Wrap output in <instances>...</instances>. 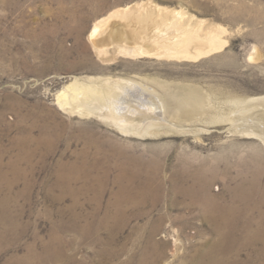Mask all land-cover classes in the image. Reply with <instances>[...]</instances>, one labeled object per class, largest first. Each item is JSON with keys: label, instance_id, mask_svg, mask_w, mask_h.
I'll use <instances>...</instances> for the list:
<instances>
[{"label": "rangeland", "instance_id": "374dc122", "mask_svg": "<svg viewBox=\"0 0 264 264\" xmlns=\"http://www.w3.org/2000/svg\"><path fill=\"white\" fill-rule=\"evenodd\" d=\"M128 6L164 22L132 28L168 51L97 54L94 23ZM216 33L223 46L199 55ZM183 46L195 56L174 53ZM1 152L17 224L0 264L28 249L30 264H198L220 231L192 189L235 204L239 223L247 203L245 216L262 214L264 0H0ZM55 228L63 254L46 257ZM242 232L228 260L264 264V240Z\"/></svg>", "mask_w": 264, "mask_h": 264}, {"label": "bare ground", "instance_id": "6f19581e", "mask_svg": "<svg viewBox=\"0 0 264 264\" xmlns=\"http://www.w3.org/2000/svg\"><path fill=\"white\" fill-rule=\"evenodd\" d=\"M144 13L145 12L133 10L132 8L130 9V7L128 6V7H125L123 9L114 10L111 13H109L108 15L98 19L94 23L92 30H91V33L89 35V38H90V40L93 44V47H94L95 51L97 52V54L99 56H101L103 59L107 60L109 56L113 57V56H117V55H126V54H131L132 56H134V55H146V54L152 55L155 53H159L161 51H163V52L168 51L165 44L161 43L159 46H154V45L151 46L150 44L143 43L142 41L140 43L139 38H135L136 36L134 37L132 25L135 23L136 24L139 23L140 26H144L146 28H147L146 25H148L150 23H152V24L156 23L158 28H160V25L162 26L164 24V22L162 20L157 19L153 14L149 15V14H144ZM114 20L122 21V22H124V24L126 26H128L130 28V30L133 33V34L131 33L132 39L127 36L126 30L118 31L117 33H112V34L107 32L108 31V30H106L107 26H109L112 23V21H114ZM147 22H148V24H146ZM218 34L217 33L211 34L209 36L208 46L207 47H201L197 51L199 55L203 54L205 52H210L214 49H217V48L223 46V44L226 42V40H223L221 38L220 34L219 35ZM113 38L115 39L116 42H105V40L111 41V39H113ZM184 40L186 41V39H184ZM187 41H188V39H187ZM182 43H184V41ZM184 44H186V43H184ZM174 53H176L177 55H183L185 57L195 56V54H193L191 51H189L188 48H186L185 46L178 47ZM91 86L93 87V85H91ZM72 87H74L72 93L69 91V92L64 94L65 101L63 102L64 104L62 103V105L69 104L71 99L75 98V95L78 96L76 91L79 90V88L81 89V87L79 86V88H77V87H75L74 84L72 85ZM70 90H72V89H70ZM87 94L89 97H91V98L93 97V100L97 99V101H98V99H102V100L105 99L103 96L97 94L95 92V90L93 91V89H92V93L87 92ZM2 155L3 154L1 152L0 153V163L2 161V157H3ZM6 177L7 176L5 174H0V180L6 179ZM76 178H77L76 175L72 176L70 178V181H73ZM12 181H13L12 179L8 180L6 186H2V184L0 182V192L3 189V187H6L8 190H12V188H13ZM253 186H254V184H253ZM143 187H145V186H143ZM208 187L209 186H207L206 188L208 189ZM254 187L256 188L255 189V192H256L258 186L256 185ZM245 189L246 190L243 192V194H244L243 196L246 199L250 198V196H253L252 191L254 189H252V191H251V189H247V188H245ZM206 190L204 189L202 194L199 193L200 191L198 192L195 189H192V192H193V194H196L195 200H197V201L200 200L199 202L204 203L205 206L210 204L209 205L210 209H208V212H207L208 215L207 216L209 217V219L211 221H213L215 223L214 225L217 227V229L220 232H219V241L213 243L211 245L210 249L206 250L205 252L203 251V253H201V258H200L198 264H244V262L241 263V261L238 259H236L235 261L228 260V255L230 254V252L232 250H234L235 247H237L236 246V243L238 242V236H237L238 234H236L237 230H239V231L242 230L245 233L244 243H246L247 240H249V243H251L253 240H255L257 238H262L264 240V206L262 208V212H261L262 214H261L260 218L257 219L256 221L252 217H248L249 215L245 216V213L247 211H249L250 208H252V205L254 203L253 204L247 203V204H245L244 208H241L239 206L240 209H238V210H241V209L243 210L240 212L242 214L241 215L242 217H240V219L245 218L244 219L245 223L242 224V223H239L238 221H234V212L237 211V206L235 204H224V203L221 204L220 201L218 200V195L216 196L211 191H209V190L206 191ZM258 191H261V190L258 189ZM8 192H9L8 195H5L3 197L0 196V251L5 247V245H3V243L5 242L7 235L8 234L10 235L12 232L15 231L16 224H17L15 218L13 217L11 209H10V207H12V205H13L14 197L11 194L12 191H8ZM122 193H124V192H122ZM261 193L262 194H260V196L262 199H260L258 202H255L256 206L257 205L260 206V204L264 205V191H262ZM197 198H199V200ZM121 199L118 201L119 203L124 201ZM130 199L131 200L130 201L128 200V203H131V204L135 201H140V202L143 201L142 200L143 198L140 196L139 193L135 194L134 197H130ZM202 203H201V205H203ZM206 203H208V204H206ZM78 208H80V199L76 198L74 200V202L72 203V209H74V211H75L74 212V219L75 220L76 219L77 220L82 219V215L80 214V212H78L76 210ZM204 208H203V210H204ZM125 213L126 212H124V214ZM119 214H120V212H119ZM125 215H127V214H125ZM109 216H111V215H109ZM109 216L106 215V217L101 220V222H100L101 226L106 225V219ZM112 216H113V214H112ZM114 216H115V214H114ZM125 217H126L125 221H128L129 216L127 215ZM90 218H91V216L84 217V220L86 221V223L83 224V226H84L83 227V233L85 236H87V234H89V232H90L89 231V224L91 223ZM115 219H116V217H115ZM73 226L74 225H72L71 227H73ZM56 230H57V228H55V231L53 230L54 234H53L51 240L48 241L47 245H45L46 257L47 256L52 257L53 255L62 256V254H63V251L60 250V247L63 244H65V240H60L61 236L60 235L58 236V232ZM96 230L97 229L94 228V230L92 232L95 235H97ZM155 232H156V229L152 230V232L150 233L149 238L152 241L154 240L153 234H155ZM228 232H231L232 236H228ZM99 239H102V238H99ZM158 245H159V243L157 241H155L153 243V246L156 249H157ZM223 245H225V247ZM220 247H222V249H223L222 252L218 251V248H220ZM31 252H32V250L28 249V251L22 255H15V256L11 257L10 260L8 261V263H6V264H30L31 263ZM147 255L148 254L146 253L144 260L146 259Z\"/></svg>", "mask_w": 264, "mask_h": 264}, {"label": "water", "instance_id": "95a60500", "mask_svg": "<svg viewBox=\"0 0 264 264\" xmlns=\"http://www.w3.org/2000/svg\"><path fill=\"white\" fill-rule=\"evenodd\" d=\"M106 30H108L107 32L110 33V34L117 33L118 31L126 30L127 36L132 39V36H131L133 34L132 31L122 21H119V20L112 21V23L109 26H107ZM105 42H116V41L113 38V39H111V41H106L105 40ZM143 56H151V55L146 54V55H143Z\"/></svg>", "mask_w": 264, "mask_h": 264}]
</instances>
